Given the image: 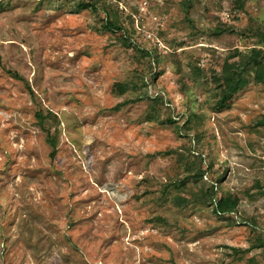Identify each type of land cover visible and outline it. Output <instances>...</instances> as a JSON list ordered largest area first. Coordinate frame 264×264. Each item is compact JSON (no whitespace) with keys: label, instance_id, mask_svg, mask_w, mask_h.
Segmentation results:
<instances>
[{"label":"rangeland","instance_id":"1","mask_svg":"<svg viewBox=\"0 0 264 264\" xmlns=\"http://www.w3.org/2000/svg\"><path fill=\"white\" fill-rule=\"evenodd\" d=\"M106 1L126 17L131 48L96 32L98 18L67 0H0V264H264V250L249 249L251 223L264 238V127H255L264 88L250 83L229 109L212 112L208 87L189 82L186 67L219 70L230 47H252L254 39H215L210 30L264 23V0L240 9L194 0L190 23L182 0ZM138 47L160 56L161 74L144 91L165 95L160 120L148 100L111 92L149 73ZM37 105L60 122L53 159ZM189 111L203 118L187 132L165 122L182 126ZM194 148L214 159L207 179L239 196L238 225L215 217L201 196L183 208L153 202L177 166L164 153Z\"/></svg>","mask_w":264,"mask_h":264},{"label":"trees","instance_id":"2","mask_svg":"<svg viewBox=\"0 0 264 264\" xmlns=\"http://www.w3.org/2000/svg\"><path fill=\"white\" fill-rule=\"evenodd\" d=\"M75 3L76 11L87 10L98 18V25L93 28L96 32L109 31L114 34L118 42L124 48H131L132 41L124 32L125 18L123 13L118 11V5H114L106 0H67ZM194 0H182L181 9L187 22H191V13L194 9ZM229 4L235 8L243 7V0H228ZM225 34L240 38L241 40L254 39V44L250 48H234L230 47L223 59V63L219 70L209 68L205 70L195 62L187 63L188 81L200 88L207 86V103L212 112H221L231 107L234 99L242 92L250 83L264 88V23L257 18L250 17L249 22L243 28H235V26H215L210 30L213 38L217 39ZM138 53L143 59H146V68L149 73H141L136 81H124L112 85L111 92L115 96H124L126 94H134L131 102L148 100L150 104L149 115L151 118L159 119L161 116L160 108L166 105L167 100L162 93H152L147 96L144 91L153 83L155 78L161 74L155 69L159 66L160 56L157 49L147 50L138 47ZM178 73H181L180 66L176 65ZM154 70V71H153ZM9 74L17 80L23 81L29 96L33 99L34 92L29 83L24 80L16 72L9 71ZM34 117L36 124L45 134V140L51 149L50 158L56 155V128L59 125L57 115L50 111L44 110L38 105L36 106ZM202 115L189 111L185 117L184 124L181 126L177 120L168 116L165 122L173 124L178 130L186 132L199 124ZM160 120V119H159ZM163 122V121H161ZM264 127V115L255 123V127ZM54 128L53 131L51 129ZM165 155H174L177 166L173 176L169 177L165 183H162L159 190V196L153 199L158 206H165L170 202L186 207L194 202L196 196H201L200 204L209 209L215 217L229 216L232 217V223L238 225L237 216L240 198L236 194H223L220 189V180L213 182L207 179V175L213 170L214 159H207L197 149H185L179 153L177 151H168ZM205 166V167H204ZM188 190L191 193L190 199H181L176 197L173 192ZM264 194V192H261ZM149 190H144L142 195L148 196ZM247 194V193H246ZM252 198V196H250ZM137 199H140L138 196ZM156 222L164 220L155 216ZM254 223L249 226L257 235L255 243L249 248L264 250V238L259 234L260 229L253 227ZM240 252L239 250H235ZM248 251V250H247ZM241 251V252H247ZM175 264V262H172Z\"/></svg>","mask_w":264,"mask_h":264}]
</instances>
